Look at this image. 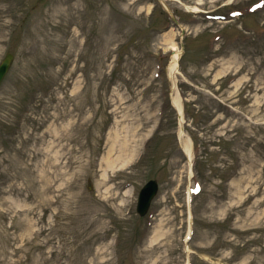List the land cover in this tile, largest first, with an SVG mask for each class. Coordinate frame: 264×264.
Returning <instances> with one entry per match:
<instances>
[{"label":"rangeland","instance_id":"rangeland-1","mask_svg":"<svg viewBox=\"0 0 264 264\" xmlns=\"http://www.w3.org/2000/svg\"><path fill=\"white\" fill-rule=\"evenodd\" d=\"M256 1L0 0V264H264Z\"/></svg>","mask_w":264,"mask_h":264},{"label":"water","instance_id":"water-1","mask_svg":"<svg viewBox=\"0 0 264 264\" xmlns=\"http://www.w3.org/2000/svg\"><path fill=\"white\" fill-rule=\"evenodd\" d=\"M13 59V56L11 53H8L2 63L0 64V82L3 79L4 75L8 71L11 61ZM158 189V184L156 180H150L141 190L140 196H139V204H138V211L141 214H144L150 204L151 199L156 194Z\"/></svg>","mask_w":264,"mask_h":264},{"label":"bare ground","instance_id":"bare-ground-1","mask_svg":"<svg viewBox=\"0 0 264 264\" xmlns=\"http://www.w3.org/2000/svg\"><path fill=\"white\" fill-rule=\"evenodd\" d=\"M169 35H171L172 36V32L170 33V32H167V33H165V38H166V43H170L171 42V38L172 37H169ZM174 44V51H173V57H172V65H171V70H172V72H176V70H177V62H178V60H179V56H180V52H179V50L177 49V43L176 42H173ZM176 102H177V104H179V106H178V109H179V111L181 112L182 110H181V105H180V103L178 102V99H176ZM191 148V144L189 145V144H186L185 145V150L188 152L189 151V149ZM123 153H122V156H119V158L118 159H120L121 161H125L127 158H128V156L131 154V152H132V146L131 147H129L128 145H127V143L125 142V141H123ZM124 156V157H123Z\"/></svg>","mask_w":264,"mask_h":264}]
</instances>
